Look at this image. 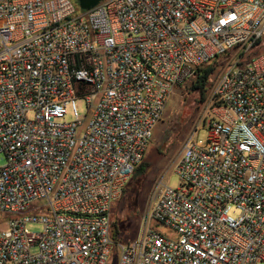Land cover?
I'll list each match as a JSON object with an SVG mask.
<instances>
[{
  "label": "built area",
  "instance_id": "obj_1",
  "mask_svg": "<svg viewBox=\"0 0 264 264\" xmlns=\"http://www.w3.org/2000/svg\"><path fill=\"white\" fill-rule=\"evenodd\" d=\"M263 38L264 0H0V264H109L114 246L116 264H264ZM218 58L178 186L160 178L136 239L113 240L171 95Z\"/></svg>",
  "mask_w": 264,
  "mask_h": 264
},
{
  "label": "rangeland",
  "instance_id": "obj_2",
  "mask_svg": "<svg viewBox=\"0 0 264 264\" xmlns=\"http://www.w3.org/2000/svg\"><path fill=\"white\" fill-rule=\"evenodd\" d=\"M222 62V58L213 62L215 72L203 99L196 91L192 90V77L181 86H177L171 95L162 120L156 126L148 150L142 160L147 165L146 173L143 176H138L134 171L121 198L111 210V228H113L112 224L115 223L119 230L118 241L122 244L132 243L136 239L142 227L143 218L152 203L153 190L157 181L162 178L169 187L178 186L179 179L172 168L181 144L195 130H197L196 140L205 139L206 130L203 124L206 120L205 115L209 114L207 112L209 92L212 81L223 66ZM76 108L79 115L87 114L83 99L76 101ZM73 119L72 110L69 108L68 115L62 119V122H70ZM4 162V156H0V164L2 165ZM230 215L236 217L238 212L233 209L230 211ZM26 228L31 232L41 231V226L38 224H28ZM116 260L117 250L114 246L111 250L109 264H116Z\"/></svg>",
  "mask_w": 264,
  "mask_h": 264
},
{
  "label": "trees",
  "instance_id": "obj_3",
  "mask_svg": "<svg viewBox=\"0 0 264 264\" xmlns=\"http://www.w3.org/2000/svg\"><path fill=\"white\" fill-rule=\"evenodd\" d=\"M264 52V38L260 41H258V44L255 48V53L260 54ZM217 59L213 60L212 62L208 63L207 65H204L200 68H197L193 71V74L188 78H193L192 82V90L196 91L200 98L203 99L205 96V93L207 92V87L211 84V78L214 75L215 67H213V62H215ZM187 79V80H188ZM185 80L184 82H186ZM183 82V83H184ZM183 83H181L179 86H181ZM146 167L147 165L145 163H141L136 169L135 174L138 176H143L146 173ZM125 190V189H124ZM112 238L115 241H118V235L119 230L115 223L112 224Z\"/></svg>",
  "mask_w": 264,
  "mask_h": 264
},
{
  "label": "water",
  "instance_id": "obj_4",
  "mask_svg": "<svg viewBox=\"0 0 264 264\" xmlns=\"http://www.w3.org/2000/svg\"><path fill=\"white\" fill-rule=\"evenodd\" d=\"M77 8L81 11H88L98 5L101 0H74Z\"/></svg>",
  "mask_w": 264,
  "mask_h": 264
}]
</instances>
